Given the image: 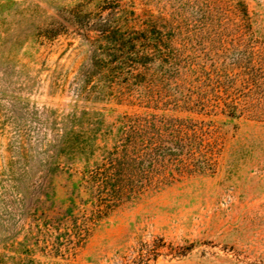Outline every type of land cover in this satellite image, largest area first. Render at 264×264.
I'll return each mask as SVG.
<instances>
[{"label":"rangeland","instance_id":"rangeland-1","mask_svg":"<svg viewBox=\"0 0 264 264\" xmlns=\"http://www.w3.org/2000/svg\"><path fill=\"white\" fill-rule=\"evenodd\" d=\"M142 126L185 146L98 215ZM133 261L264 264V0H0V264Z\"/></svg>","mask_w":264,"mask_h":264},{"label":"trees","instance_id":"trees-1","mask_svg":"<svg viewBox=\"0 0 264 264\" xmlns=\"http://www.w3.org/2000/svg\"><path fill=\"white\" fill-rule=\"evenodd\" d=\"M77 16L78 20L82 21L85 15L78 12ZM116 48L117 46H115ZM165 140L172 143V148L165 145ZM181 140L175 139L172 135H167L164 139L160 132L151 134L147 126L138 129L131 128L122 143L116 145L113 152L107 154L102 164L96 165L94 170L88 171L87 176L86 174L82 176L79 187L90 191L87 201L96 206V211L100 215L135 190L139 184L151 182L150 176L155 170H158L157 167L162 166L161 161L165 156L173 157L175 152H182L185 144ZM192 154L190 155L192 156ZM190 155L189 157H191ZM191 166L190 162L178 164L181 173L189 170ZM140 247L138 257L142 259L145 258L143 252L146 251L148 245ZM153 247L157 248V246ZM155 250L157 249L149 248L148 255L156 256ZM134 261L133 264H135Z\"/></svg>","mask_w":264,"mask_h":264}]
</instances>
